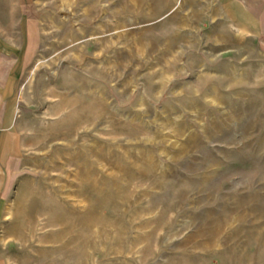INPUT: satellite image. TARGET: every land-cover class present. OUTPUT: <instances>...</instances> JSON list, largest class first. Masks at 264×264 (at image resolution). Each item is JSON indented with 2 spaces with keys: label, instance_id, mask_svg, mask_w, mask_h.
Here are the masks:
<instances>
[{
  "label": "rangeland",
  "instance_id": "1",
  "mask_svg": "<svg viewBox=\"0 0 264 264\" xmlns=\"http://www.w3.org/2000/svg\"><path fill=\"white\" fill-rule=\"evenodd\" d=\"M0 160L5 264H264V0H0Z\"/></svg>",
  "mask_w": 264,
  "mask_h": 264
},
{
  "label": "bare ground",
  "instance_id": "2",
  "mask_svg": "<svg viewBox=\"0 0 264 264\" xmlns=\"http://www.w3.org/2000/svg\"><path fill=\"white\" fill-rule=\"evenodd\" d=\"M248 1L252 3V6H254L255 2H257V0H248ZM249 5L250 4L244 5L242 8H239L235 13L240 26L239 33L242 36L251 35L254 30L259 28L258 19L256 15L251 11ZM8 118L10 119L9 115Z\"/></svg>",
  "mask_w": 264,
  "mask_h": 264
},
{
  "label": "crops",
  "instance_id": "3",
  "mask_svg": "<svg viewBox=\"0 0 264 264\" xmlns=\"http://www.w3.org/2000/svg\"><path fill=\"white\" fill-rule=\"evenodd\" d=\"M6 164V161L2 162L0 160V207H1V200H2V190L4 188V185H5V178H6V175H7V172H6V168L4 167V165ZM0 264H5L3 263L2 261H0Z\"/></svg>",
  "mask_w": 264,
  "mask_h": 264
}]
</instances>
